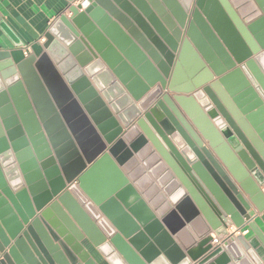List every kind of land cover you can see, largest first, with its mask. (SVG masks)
<instances>
[{
    "label": "water",
    "instance_id": "water-1",
    "mask_svg": "<svg viewBox=\"0 0 264 264\" xmlns=\"http://www.w3.org/2000/svg\"><path fill=\"white\" fill-rule=\"evenodd\" d=\"M68 2L0 64V264H264V0Z\"/></svg>",
    "mask_w": 264,
    "mask_h": 264
},
{
    "label": "crops",
    "instance_id": "crops-1",
    "mask_svg": "<svg viewBox=\"0 0 264 264\" xmlns=\"http://www.w3.org/2000/svg\"><path fill=\"white\" fill-rule=\"evenodd\" d=\"M76 4L75 2L73 6H76ZM69 6L68 0H0V64L11 62V64L16 65L28 57H34L35 60L39 59L44 53L45 34L58 17L65 16L69 18ZM78 12H81V10H78ZM182 73L183 75L186 73L184 68H182ZM236 86L231 83L226 89L228 94ZM44 87L46 88V86ZM237 94L235 93L234 96L236 97ZM248 105L249 103L245 106ZM244 198L247 200V196ZM116 200L122 209L129 214L132 221L140 226L145 238L151 241L152 237L159 231L160 222L139 192L132 187L126 196L116 198ZM204 201L206 202V200ZM250 206L252 208L250 211L251 219L259 234L264 238V209L260 211L255 205L250 204ZM143 221H147L146 223L151 222L148 229L142 227L141 223ZM232 227L231 230L234 231L235 228ZM241 230L240 233H236L234 236L241 235L246 241L257 246L258 251L264 257V249L260 246L248 224L245 223ZM244 230H247V232L245 233ZM82 243L92 254L95 264H106L87 240ZM237 246L240 248L238 243ZM156 249L158 248L156 247Z\"/></svg>",
    "mask_w": 264,
    "mask_h": 264
},
{
    "label": "built area",
    "instance_id": "built-area-1",
    "mask_svg": "<svg viewBox=\"0 0 264 264\" xmlns=\"http://www.w3.org/2000/svg\"><path fill=\"white\" fill-rule=\"evenodd\" d=\"M233 227L232 226H229L227 229H226V232H227V236H231V235H235L236 233H240V231H242L241 229L243 228H240V229H236L235 227V230H231ZM231 230V232H230ZM244 232L246 233L247 230H244ZM243 233V232H242ZM214 244H219L217 241H213Z\"/></svg>",
    "mask_w": 264,
    "mask_h": 264
}]
</instances>
